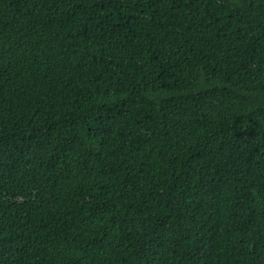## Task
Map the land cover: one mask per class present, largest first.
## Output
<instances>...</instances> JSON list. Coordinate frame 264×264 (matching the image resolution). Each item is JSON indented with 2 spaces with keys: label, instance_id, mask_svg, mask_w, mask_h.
<instances>
[{
  "label": "trees",
  "instance_id": "obj_1",
  "mask_svg": "<svg viewBox=\"0 0 264 264\" xmlns=\"http://www.w3.org/2000/svg\"><path fill=\"white\" fill-rule=\"evenodd\" d=\"M0 264H264V0H0Z\"/></svg>",
  "mask_w": 264,
  "mask_h": 264
}]
</instances>
